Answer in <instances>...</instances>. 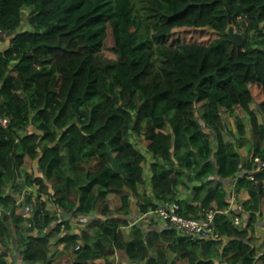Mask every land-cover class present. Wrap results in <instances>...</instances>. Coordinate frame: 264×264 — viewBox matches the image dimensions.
<instances>
[{
    "label": "trees",
    "instance_id": "obj_1",
    "mask_svg": "<svg viewBox=\"0 0 264 264\" xmlns=\"http://www.w3.org/2000/svg\"><path fill=\"white\" fill-rule=\"evenodd\" d=\"M2 34L0 264H264V0H0ZM159 201L221 239L139 222Z\"/></svg>",
    "mask_w": 264,
    "mask_h": 264
},
{
    "label": "built area",
    "instance_id": "obj_2",
    "mask_svg": "<svg viewBox=\"0 0 264 264\" xmlns=\"http://www.w3.org/2000/svg\"><path fill=\"white\" fill-rule=\"evenodd\" d=\"M0 126L4 129H8L9 119L7 116H0ZM253 167L254 169L250 172L251 180H253V175L255 173L264 170V159L261 160L259 157H254ZM26 196V194L22 196V201ZM23 208L21 214L26 219L30 217L32 207L31 205H25ZM179 210L180 207L176 201H159L156 209L148 215H150L158 224V228H172L178 233V235L187 236L196 240L218 241L221 239L220 236L214 233L213 211H207L201 219H187L179 214ZM238 210H242L240 205L238 206ZM233 222L235 225H238L240 220L237 216H234Z\"/></svg>",
    "mask_w": 264,
    "mask_h": 264
},
{
    "label": "rangeland",
    "instance_id": "obj_3",
    "mask_svg": "<svg viewBox=\"0 0 264 264\" xmlns=\"http://www.w3.org/2000/svg\"><path fill=\"white\" fill-rule=\"evenodd\" d=\"M24 24H25V23H24ZM230 26L232 27L234 33L241 35V33H242V30H241L242 28H241V27H237V26L233 25L232 22H231ZM29 28H30V27L26 24V25H25V30H26V29H29ZM8 40H9V36H7L6 34H2V35L0 36V50L4 49V48L7 46V43H6V42H9ZM100 54H101L102 58H103L105 61L108 62V65H109V64H110V65L113 64V61L115 60L116 57H115V53H114V51H113V45H112V41H111V39H107V41H106V47H105L104 50H101ZM110 81H111V79H110ZM225 118H226V120H227L228 123H229V127H230V129H231L232 131H234V132H235V122H236V121H238V120H242V119H243V121H244V119L247 120V116L244 115L243 112L240 111V110L235 111V113L232 114V115H226ZM246 123H248V121H246ZM132 142H133L138 148H142L143 145H145L144 143H142V140H141V139H138V138H136V137H132ZM240 153H241L242 156L244 157V156H245V153H246V150L243 148V149L240 150ZM30 163H31V161L28 162V160H27V161H26V164L24 165V167L22 168V170H23V171L25 170V171H27L28 173H32L33 170H37V169H36V168H37L36 164L33 163L32 166H30ZM18 183H20V182H18ZM142 189H147V185H145L144 188L141 187V190H142ZM29 192H30V190L23 191V192H21L20 194H19V193H16V194L14 193L13 195H14V198H15L16 202H19V203H20V202L22 201V196H23L24 194L28 195V197L31 195V198H32V199H36V198L33 197V195L31 194V192H30V194H28ZM36 201L38 202L37 199H36ZM108 203H109V206H110L111 209H116V208L119 206V200H118V197H117L116 195H109V196H108ZM231 203L234 204L235 201L233 200ZM237 206H238V205H237ZM32 207H33V206H32ZM74 228H77L78 230L81 229V228H79V225H77V224H75ZM261 232H262V230L260 231V233H259L258 236H260ZM3 248H4V247H3L2 245H0V252L4 250ZM14 252H15V251H14ZM14 252H13V253H14ZM117 256H119V255H117ZM119 257H120V256H119ZM12 259H13V256H12ZM9 262H11V259H10ZM122 262H124L123 258H121V260L118 258L117 264H122ZM11 263H12V262H11ZM93 264H103V263H102L101 261H96V262H94Z\"/></svg>",
    "mask_w": 264,
    "mask_h": 264
},
{
    "label": "water",
    "instance_id": "obj_4",
    "mask_svg": "<svg viewBox=\"0 0 264 264\" xmlns=\"http://www.w3.org/2000/svg\"><path fill=\"white\" fill-rule=\"evenodd\" d=\"M227 15H228L229 26H228L226 32H227V34H228V36H229V39H230L233 43H236V44L240 45L241 42H242V36L233 32V29H232V27L230 26V24H231V22H232V17H231L230 12L228 11V9H227ZM107 153H108V155H109V157H110V159H111V162H112V164H113V167H114L115 171L118 172V173H120V174H122V175L124 176V178L126 179V178H127L126 174H125V173L120 169V167L118 166L117 161H116V159L112 156V154H111L110 149H109L108 146H107Z\"/></svg>",
    "mask_w": 264,
    "mask_h": 264
},
{
    "label": "crops",
    "instance_id": "obj_5",
    "mask_svg": "<svg viewBox=\"0 0 264 264\" xmlns=\"http://www.w3.org/2000/svg\"><path fill=\"white\" fill-rule=\"evenodd\" d=\"M241 154V153H240ZM242 155V154H241ZM181 190H182V188H181ZM240 199H243V200H247L248 199V195L246 194V193H244V194H242V195H240ZM234 200V199H233ZM232 200V201H233ZM238 204L235 202L234 204H232L231 203V207L232 208H235V207H237L238 208V206H237ZM144 221H151L152 223H154L157 227H158V224L154 221V219L152 218V217H150L149 215H145V214H143V215H141L140 217H139V222H144ZM3 249H5V248H3ZM11 251H13L12 249H11V247H10V250L8 251V253L9 254H11L12 252ZM10 260V259H9Z\"/></svg>",
    "mask_w": 264,
    "mask_h": 264
},
{
    "label": "clouds",
    "instance_id": "obj_6",
    "mask_svg": "<svg viewBox=\"0 0 264 264\" xmlns=\"http://www.w3.org/2000/svg\"><path fill=\"white\" fill-rule=\"evenodd\" d=\"M0 36H1V35H0ZM27 190H30V192H32L33 188H32V187L26 188V191H27ZM24 191H25V190H24ZM30 192H29V193H30ZM29 193H28V194H29ZM26 197H28V195H27ZM36 197H37V195H36V193H34V198H36ZM17 203H18V202H17ZM60 217H64V215H62V214L60 213ZM83 227H84V225H81V226H80V228H83Z\"/></svg>",
    "mask_w": 264,
    "mask_h": 264
}]
</instances>
